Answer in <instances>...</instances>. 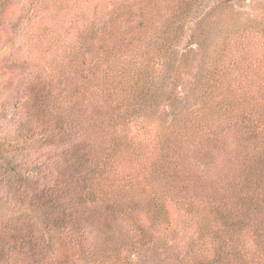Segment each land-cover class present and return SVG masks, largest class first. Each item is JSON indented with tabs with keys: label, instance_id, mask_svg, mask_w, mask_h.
<instances>
[{
	"label": "trees",
	"instance_id": "trees-1",
	"mask_svg": "<svg viewBox=\"0 0 264 264\" xmlns=\"http://www.w3.org/2000/svg\"><path fill=\"white\" fill-rule=\"evenodd\" d=\"M67 1L0 0V264H133L161 241L179 264H264V29L228 35L167 120L203 0Z\"/></svg>",
	"mask_w": 264,
	"mask_h": 264
},
{
	"label": "rangeland",
	"instance_id": "rangeland-1",
	"mask_svg": "<svg viewBox=\"0 0 264 264\" xmlns=\"http://www.w3.org/2000/svg\"><path fill=\"white\" fill-rule=\"evenodd\" d=\"M54 1L55 3H51L50 0H39L41 9L52 15V18L58 15V11L61 12L60 15H68L67 18L74 15L73 1ZM106 3L107 0H95L96 10L102 11V5ZM187 21L186 31L174 50L173 59L176 66L182 55L188 56V63H191L193 68L185 69V65L183 69L176 68L178 72L183 70V73H179V76H171L174 81L171 78L164 84L165 98L171 97L170 102L175 105L166 116L167 120L174 111L192 110L198 105L200 92H198V84L193 85L194 78L198 83L200 77L205 76L212 67L216 55L222 53L224 40L228 35L237 30L264 29V0H203ZM37 26L38 24H35V27ZM193 50L196 51L195 55L191 53ZM4 82V77H0V88L3 87ZM3 95L4 91L1 92L0 89V109L5 102ZM157 109L158 105L154 110ZM5 112V121L10 129L15 125L12 121L13 106H7ZM1 153L0 150V167L5 161L13 160L10 155L3 156ZM2 173L0 169V178ZM178 253L185 254L183 245L171 248L169 243L161 241L155 247L146 248L135 255L133 264H179Z\"/></svg>",
	"mask_w": 264,
	"mask_h": 264
}]
</instances>
